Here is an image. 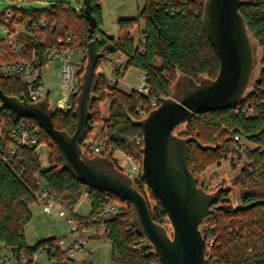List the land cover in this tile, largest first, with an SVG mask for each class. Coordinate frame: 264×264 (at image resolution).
<instances>
[{"label": "trees", "instance_id": "obj_1", "mask_svg": "<svg viewBox=\"0 0 264 264\" xmlns=\"http://www.w3.org/2000/svg\"><path fill=\"white\" fill-rule=\"evenodd\" d=\"M241 1L243 4L240 14L250 36L262 52L260 75L244 101L224 111L197 114L178 132L180 138L196 140L189 143L188 148L189 167L198 182L211 166L219 167L224 161L230 162L231 170L235 173L230 182L231 187L221 190L218 200L211 207L212 212L200 226L211 264H264V171H256L264 163V0ZM205 2L206 0H145V6L136 19L119 22L122 36L111 40L100 30L103 15L99 0H90L92 15L97 20L92 39L96 40L98 51L104 56L96 68L98 83L84 139L97 125H101L102 132L108 138L102 153L97 156L91 154V158L105 160L121 172L124 171L118 166L117 154L132 157L141 165L143 144H137L135 139H143V133L135 123L155 109L152 100L159 107L162 99L171 97L180 76L192 78L196 83L205 78L216 79L220 71V60L203 26ZM54 9V12L48 14L37 9H14L23 21H32L27 29L39 41L36 45L28 40V52L36 49L43 53L48 47L57 45L58 39L71 36V49L87 53L91 40L84 9L78 12L62 4H57ZM3 15L4 13L0 14ZM42 20H46L50 27L47 30L38 26L34 29V24ZM141 22L145 27L140 31L139 41L136 43L129 31ZM53 24H56L55 27ZM2 47L4 57L1 62L12 61L13 56L7 43H3ZM117 54L127 60L124 72L135 68L145 75L148 95L136 90L124 92L112 86L107 76L99 72L101 64L107 59L106 55ZM114 72L121 74L119 68ZM84 73L85 68L81 72V80ZM0 89L6 96L20 101L29 98L27 85L22 79L0 78ZM107 101V116L103 117L101 107ZM248 103L255 111V116L251 118L244 114V106ZM77 105L78 100L73 110L56 111L53 122L57 130L70 136L75 133L77 118L74 113ZM1 113L5 122L1 144L9 159L0 163V243L8 253L15 256L24 254L32 259L41 251L47 250L49 256L54 251H60L59 240L55 238L42 240L33 246L26 240L25 229L33 219L31 206L40 204L37 181H41L50 195L66 203L71 219L80 224L81 230L103 227L104 237L111 244L112 264H163L153 247L145 246L141 250L135 248L140 235L132 224L131 203L110 193L98 191L74 177L64 168L54 140L37 120L25 118L28 124L41 129L39 142L50 148L46 165L37 149H22L19 153L22 162H18V157L11 158L8 154L9 147L13 144L11 135L19 123L14 122L9 110L1 108ZM230 134L241 135L260 146V149L248 151V158L253 159L256 164L253 165L252 172L247 166L241 165L240 157L233 151V143L228 139ZM83 141L82 149L85 148ZM198 144L208 149L204 150ZM134 180L148 202L153 221L166 226L167 214L147 181L142 178L141 171ZM234 191H238L240 195L238 207L233 206L230 201ZM106 195L111 200L125 204L128 212L108 219L99 217ZM84 197L91 204L88 217L75 213V208ZM99 236L101 237L100 233L97 237Z\"/></svg>", "mask_w": 264, "mask_h": 264}, {"label": "water", "instance_id": "obj_2", "mask_svg": "<svg viewBox=\"0 0 264 264\" xmlns=\"http://www.w3.org/2000/svg\"><path fill=\"white\" fill-rule=\"evenodd\" d=\"M242 4L241 0L205 2L203 26L220 60L216 79L205 78L200 83L192 78L179 80L171 97L162 99L159 107L135 123L143 133L141 176L164 208L173 228L172 237L166 226L153 221L148 202L131 176L105 160L82 153L81 143L98 83L96 67L104 56L92 39L97 20L92 15L90 0H84L91 40L87 49L88 64L82 77L74 113L77 127L72 136L56 129L53 122L56 111L49 107L47 99L32 104L27 99L8 97L0 89L1 108L10 111L15 123L22 118L37 120L54 140L64 168L74 177L98 191L131 203L133 227L152 244L163 264H211L200 226L212 212L211 207L220 193L210 195L198 187L189 167L188 148V144L196 140L180 138L174 131L197 114L224 111L243 101L251 83L255 58L250 34L239 11ZM109 38L113 40L114 36L109 35Z\"/></svg>", "mask_w": 264, "mask_h": 264}, {"label": "built area", "instance_id": "obj_3", "mask_svg": "<svg viewBox=\"0 0 264 264\" xmlns=\"http://www.w3.org/2000/svg\"><path fill=\"white\" fill-rule=\"evenodd\" d=\"M3 13L4 15L0 16V23L9 30L7 45L10 48L13 60L0 62V78L22 79L27 85L28 100L30 103L36 104L47 99L49 107L54 111H59L49 104L50 91L48 90L47 92L46 89V70L51 69L57 64L59 68L56 71V75L59 79V89L63 104L66 106L67 112L73 110L76 100H78L81 93V72L84 68V62L82 59L73 57L75 51L69 46L72 41L71 36H67L66 39H58L57 45L48 47L43 53L36 49L28 52V40L35 42L36 45L39 44L38 39L27 29V26L32 25V21H23L21 16L17 15L14 10ZM55 25L53 24V27ZM37 26L45 30L50 27L46 20L34 24L33 28L35 29ZM0 56H3V52H0ZM126 62L127 60L125 58L124 63L119 67L121 74L118 77L124 76L125 72L123 71L125 70ZM141 79L143 83L136 91L148 95L149 89L146 87V77L144 74H142ZM119 82L120 79H116L113 86L117 87V83L119 84ZM246 95H244L243 101ZM152 105L155 109L158 107L157 102L154 100H152ZM244 114L248 118L255 116V111L251 104L248 103L244 106ZM18 123V126L11 135L13 144L9 147L8 154L11 158L18 157V162H22L23 159L19 155L22 149L38 150L45 144L39 142L38 137L41 134L40 128L28 124L25 118L20 119ZM4 127L5 122L0 105V163L9 159L5 153L4 146L1 144ZM228 139L233 143V151L240 157V163L243 166H247L249 171L252 172L255 161L248 158V151L260 149V146L249 142L238 134H230ZM107 140L108 138L104 133L100 136L97 143L90 140L88 135L83 141L85 148L82 149V153L88 157L91 154H101ZM135 142L137 144H143V139L138 137L135 139ZM260 170L264 171V163L256 168V171ZM140 171L141 167H137L136 165H132L130 169V173L134 175H138ZM37 185L39 187L38 202L43 206L44 212L53 216L65 217L68 212L66 203L56 196L50 195L47 187L41 181H37ZM105 200L106 202L102 207L99 217L108 219L125 215L128 212V207L125 204H120L117 201L109 199L108 195L105 196ZM69 220L75 223L73 225V233L77 236L69 248L64 249V240H59V253L54 251L52 256H49L48 251L45 250L39 254H35L32 259L24 254L15 256L6 252L4 255L0 254V264H40L39 259L42 257L47 260L48 264H75V254L82 253L86 250L90 241L85 237V232L88 229L81 230L79 223H76L71 218ZM145 246L153 247L147 239L139 236L135 248L141 250Z\"/></svg>", "mask_w": 264, "mask_h": 264}, {"label": "rangeland", "instance_id": "obj_4", "mask_svg": "<svg viewBox=\"0 0 264 264\" xmlns=\"http://www.w3.org/2000/svg\"><path fill=\"white\" fill-rule=\"evenodd\" d=\"M57 4L65 5L69 9L78 12L79 10L84 9V0H0V14L3 12L12 11L14 9H37L44 14H48L55 11L54 8ZM99 5L102 8L103 15V24L100 26V30L108 36L113 35L114 38L119 39L122 36L119 22L121 20L136 19L138 14L145 6V0H99ZM144 27V23L141 22L129 31L131 37L136 43L139 41L140 31H143ZM8 37L9 30L0 23V52H4L2 44L7 43ZM250 39L254 52L255 65L250 86L244 95H246L249 90L252 89L253 84L258 79L261 72L262 52L259 49L257 42L251 36ZM3 57L4 56H0V62L1 58ZM73 57L82 59L84 62V68H86L88 64L87 53L84 54L83 51L77 50L74 52ZM106 57L107 59H105L103 64H101L99 72H102L107 76L109 83L112 86L114 85V81L116 79H120L119 84L117 83V88L124 92L130 93L133 90H137L141 87L143 81L141 79L142 74L139 70L130 68L124 73V76L122 77H118V75L114 72L119 67H121L125 61V58L122 55H106ZM58 68L59 66L56 64L51 69L46 70V89L47 92L48 90L50 91L49 104L54 106L59 111L67 112L59 89V79L56 75ZM181 79L185 78L180 76L179 80ZM108 106L109 101H107L101 107L103 117L107 116ZM184 127L185 124L177 127L174 131V134L178 135V132L183 130ZM102 134L103 132L101 130V125H97L94 131L89 134V139L97 143ZM38 152L41 156L43 164L46 165V157L50 153L49 146L46 144L41 146L38 149ZM93 156H97V154H93ZM116 158L118 166L124 171V173L129 174V176H131L133 179L138 177V175L131 174L130 169L132 165L141 167L139 163L135 162L132 157H127L123 154H117ZM241 165L239 166L240 168ZM234 175L235 173L231 170L230 162L224 161L219 167L215 165L211 166L201 176L200 182H198V187H202L207 194L216 196L221 192L222 189H229L231 187L230 182ZM237 192L238 191H234L230 198L231 203L235 207L240 205V195ZM31 211L33 214V219L25 229L26 240L29 245L33 246L42 240L55 238L58 240H64L65 243L63 247L64 249H67L77 238L75 233H73V225H75V223L69 220L71 218L69 212H67L65 217L53 216L45 213L41 204L32 205ZM75 213L81 217H88L90 215L91 204L87 197H84L79 202L75 208ZM166 228L168 234L172 237V226L167 223ZM103 230V227H100L99 229H88V231L85 232V237L90 242L86 250H84L82 253L75 254V264H112L111 244L104 237ZM100 231L101 237H97ZM6 252L7 250L0 243V254L4 255ZM39 260L40 264H48L47 260L43 257Z\"/></svg>", "mask_w": 264, "mask_h": 264}, {"label": "crops", "instance_id": "obj_5", "mask_svg": "<svg viewBox=\"0 0 264 264\" xmlns=\"http://www.w3.org/2000/svg\"><path fill=\"white\" fill-rule=\"evenodd\" d=\"M92 231V230H91ZM104 231V230H103ZM100 234H101V231H100Z\"/></svg>", "mask_w": 264, "mask_h": 264}]
</instances>
